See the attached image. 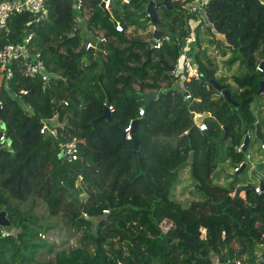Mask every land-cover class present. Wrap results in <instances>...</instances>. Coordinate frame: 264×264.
<instances>
[{"label":"trees","instance_id":"1","mask_svg":"<svg viewBox=\"0 0 264 264\" xmlns=\"http://www.w3.org/2000/svg\"><path fill=\"white\" fill-rule=\"evenodd\" d=\"M101 1L84 0L78 15L72 0H51L45 16L16 14L0 30V47L32 32L29 52L40 53L49 76L47 82L39 74L25 76L21 59L10 64L9 79L0 70V136L10 139L9 145L0 141V210L20 229L14 236L0 228V264H264V181L260 194L246 181L250 160L243 156L252 142L245 151L234 148L256 125L263 134L255 98L264 79V70L256 68L264 60V0H208L200 9L188 6L190 0H166L171 9L155 7L163 32L158 48L148 44L146 1L110 0L109 9ZM76 17L92 36L105 38L98 50L85 48L88 38ZM202 30L206 44L229 54V68L237 64L229 78L216 76ZM191 32L188 52L201 76L180 86L170 67ZM211 79L226 85L236 106L213 97L219 91ZM148 92L156 96L143 107L140 93ZM105 101L114 107L112 121L102 117ZM202 113L208 114L201 131L194 116ZM134 119L136 150L123 137ZM45 124L55 135L40 132ZM73 138L77 159L59 158L61 143ZM228 160L245 166L229 172L223 165ZM186 166L200 195L191 208H208L199 215L203 230L187 223L184 208L172 203ZM220 176L242 187L232 197L215 198L224 190L216 183ZM38 199L51 214H64L84 243L56 251L52 261L37 260L42 248L51 250L39 234L53 226L36 216Z\"/></svg>","mask_w":264,"mask_h":264},{"label":"rangeland","instance_id":"2","mask_svg":"<svg viewBox=\"0 0 264 264\" xmlns=\"http://www.w3.org/2000/svg\"><path fill=\"white\" fill-rule=\"evenodd\" d=\"M147 14V13H146ZM148 15V14H147ZM149 16V15H148ZM76 23L78 26L81 27L83 33L86 34V38H89L92 36L91 33L86 29L85 21L80 18L76 17ZM148 30L152 31L154 30V26L149 22L148 23ZM201 37L204 39L203 46L207 48V52L209 55L215 59V63L218 66V69L216 71V76H225L230 77L232 73H236L238 67L237 64L228 67L227 64H225V60L228 58L229 54L226 56H221L218 53V49H216L214 46H210L209 44H206V39H208V35L205 34V32L201 31ZM189 48V45L186 43L183 44L182 50ZM264 77V73H263ZM231 84H235L232 82V80H228ZM186 93V92H185ZM220 93L213 94L214 98L219 97ZM156 96V95H155ZM255 101L259 102V114L261 119H264V94H260V96H257L255 98ZM251 108L256 109L255 103H252ZM50 128V127H49ZM263 135H264V126L262 127ZM244 138V137H243ZM250 141L252 142L247 150V152L244 154L243 158H245L246 161H248V158L250 160V163L248 165L247 170V182H252L254 187L259 186V183H263L264 181V148L261 147V140L256 137V133H250ZM253 144V145H252ZM236 149V146L234 147ZM243 151V150H242ZM248 155V157H247ZM224 167L229 172H234V164L231 163V161H226L224 164ZM261 165V166H260ZM224 168V169H225ZM240 172V171H239ZM238 174V173H237ZM189 167L186 166L183 168L180 172V182L177 185V187L172 192V202L174 205H181L183 209V217L187 223H194L198 224V228L203 230L204 228L200 225V217L201 210L208 211V208L202 205L200 207H193L191 208V203L196 202L200 200V195L195 192V186L192 183L190 177H189ZM242 177L240 175L238 178ZM236 181V179H233V177H230L229 179L220 176L219 179L216 181L217 185L222 187L224 190L220 191L219 193L215 194V198H227L232 197L234 194V190L237 188L242 187V183L239 182L235 184L234 186L230 185L231 181ZM263 180V181H262ZM254 187H252L254 189ZM205 207V209H203ZM35 214L40 218V221L44 224H51L53 225L50 228H47L39 234V238L41 242L50 244L51 250H48L46 248H42L37 254L36 259L37 260H50L52 261L54 258V253L58 250H68L69 248H73L76 246H79L83 244L84 242L81 241L82 238V232L74 231V229H71L65 224V216L64 214H57L53 215L49 212L47 209L46 203L42 199L37 200V205L35 208ZM52 245V246H51ZM257 249L259 250V246H257ZM218 264V263H215Z\"/></svg>","mask_w":264,"mask_h":264},{"label":"built area","instance_id":"3","mask_svg":"<svg viewBox=\"0 0 264 264\" xmlns=\"http://www.w3.org/2000/svg\"><path fill=\"white\" fill-rule=\"evenodd\" d=\"M50 1L51 0H0V30L6 29L8 20L13 15H16V14L31 13V14L38 15V17L45 16L47 14L46 5ZM122 1L128 2V0H122ZM206 1L208 0H190V2L188 3V6L191 4L193 9L194 8L200 9L201 4ZM83 2L84 0H72V9L78 15L80 14ZM101 2L103 3L104 9H109L110 0H102ZM122 28L123 27L120 23L118 22L115 23V29L117 31H123ZM32 36H33L32 32L25 31L24 35L22 36V41L20 43H16V44L7 43L3 45L2 47H0V70L5 71L6 79H9L12 76V70L10 68V64L14 60L21 59L23 68H24L23 73L25 76L33 78L39 74L43 81L45 82L48 81L49 76L47 72L45 71L44 63L42 62L40 53L36 52L32 54L31 52H29L28 46L32 39ZM192 38H193V32H191L190 37L186 42V45L189 43V41ZM102 41H105L104 37L91 36L88 38L85 48L98 50L100 47V43ZM160 44H161L160 41H156L153 48H158ZM188 50L189 48H186L184 50V53H182L184 54L185 57L183 61V73L179 75L178 85L180 86H183V82L185 80H189L190 78H199L201 76V73L199 72L197 64L195 63L194 58L189 54ZM256 68L259 71L263 70L259 68V64L257 65ZM172 74L173 75L175 74L174 70H172ZM20 93L25 94L26 91L22 90ZM184 97L185 99H187L190 97V94L187 92V94ZM64 104H67V102L65 101ZM103 104L107 106V109L111 113L114 111L113 105H108L106 101ZM2 108H3V103L0 101V111ZM143 114H144V108L140 107L138 109V115L142 116ZM131 122L132 120H130L123 129V137L126 140H132ZM195 125L201 131L206 129V123H204L203 121ZM0 127H3L1 120H0ZM40 132L41 133L48 132V133H52L53 135H55V130L52 128H49L46 124L41 127ZM4 140H5L4 135H1L0 141H4ZM77 147H78L77 141L75 138L61 143V152H64V155L63 156L59 155V158L66 156L72 160L77 159L78 157ZM261 147L264 148V144H261ZM235 150L237 152L242 151V144H240L239 146H236ZM239 168L240 166H237L234 168V170L238 171ZM79 178H81L80 175H79ZM253 190L257 194H260L263 192V189L260 186L254 187ZM104 212L107 213V210H104ZM224 234L225 232L222 231V235ZM230 264H240V261L237 260L235 263H230Z\"/></svg>","mask_w":264,"mask_h":264},{"label":"water","instance_id":"4","mask_svg":"<svg viewBox=\"0 0 264 264\" xmlns=\"http://www.w3.org/2000/svg\"><path fill=\"white\" fill-rule=\"evenodd\" d=\"M144 1L147 2L145 12L148 13V15L150 16V23L154 26L152 37L148 40V44H149L150 48H153L155 42L161 40L163 37V32L159 28L158 19H157L156 13H155V7L159 6V5H164V6L168 7V9H171L172 6L169 5L166 0H163V2H161V3H155L154 0H144ZM101 6L103 7L102 2H101ZM184 57H185L184 54H181L177 60L176 65L170 67L171 71L174 70L175 76H179L181 73H183ZM259 68L264 70V60L260 61ZM99 78L101 79V76H99ZM211 83L213 84L214 88L222 94V96L226 99L227 102H229L230 104H232L234 106L237 105V103L231 98L230 90L226 87V85L218 83L215 79H211ZM186 94H187V92L185 93V95ZM257 94H264V79L259 81V88L257 90ZM140 96L143 98L142 106L144 107L152 99L155 98V93L154 92L140 93ZM107 101H108V103L111 101V98L109 96H107ZM207 114L208 113L196 114L194 116L195 124L200 123ZM102 117L108 119L109 121H112V114L107 109V106L103 107ZM93 121H94V119L92 120V122ZM136 123H137V119H134L131 122L132 141L134 143V146H133L134 150H136L139 146V139L135 133ZM255 133H256V137L258 139H260L261 142L264 143V135L260 131L259 125H256ZM5 140H7V143L9 145L10 139L6 136ZM249 140H250V136L248 134L244 135L243 142H242V150L243 151L246 150V147L249 143ZM63 155H64V152H60V156H63ZM193 157H194V152L191 151L189 154L188 160H187L188 163L192 162ZM244 166H245V163H242L240 165V168L238 171H241ZM261 187L263 189L262 183H261ZM105 217H106V214L101 216V218H105ZM0 228L2 229L3 234L12 233L14 236H16L18 234V232L20 231L19 228H14L13 224L8 219L7 213L5 210H0Z\"/></svg>","mask_w":264,"mask_h":264},{"label":"clouds","instance_id":"5","mask_svg":"<svg viewBox=\"0 0 264 264\" xmlns=\"http://www.w3.org/2000/svg\"><path fill=\"white\" fill-rule=\"evenodd\" d=\"M160 41V40H159ZM220 93V92H219ZM221 95V94H220ZM196 115V114H195Z\"/></svg>","mask_w":264,"mask_h":264},{"label":"crops","instance_id":"6","mask_svg":"<svg viewBox=\"0 0 264 264\" xmlns=\"http://www.w3.org/2000/svg\"><path fill=\"white\" fill-rule=\"evenodd\" d=\"M90 33V32H89Z\"/></svg>","mask_w":264,"mask_h":264}]
</instances>
